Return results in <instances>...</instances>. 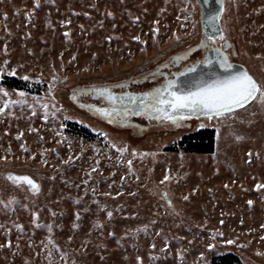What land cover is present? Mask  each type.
Listing matches in <instances>:
<instances>
[{
    "label": "rangeland",
    "instance_id": "obj_1",
    "mask_svg": "<svg viewBox=\"0 0 264 264\" xmlns=\"http://www.w3.org/2000/svg\"><path fill=\"white\" fill-rule=\"evenodd\" d=\"M220 22L264 85V0H227ZM201 36L195 0H0V107L24 101L0 113V264H212L231 253L264 264L258 100L135 136L67 98L76 85L136 77ZM204 128L216 129L214 153L166 150Z\"/></svg>",
    "mask_w": 264,
    "mask_h": 264
},
{
    "label": "snow or ice",
    "instance_id": "obj_2",
    "mask_svg": "<svg viewBox=\"0 0 264 264\" xmlns=\"http://www.w3.org/2000/svg\"><path fill=\"white\" fill-rule=\"evenodd\" d=\"M38 3L39 0H37V5ZM222 12L223 8L221 7L219 11L209 16V21L215 24L221 18ZM156 33L158 34V29ZM217 35H219V39L222 42L226 41L222 30L216 27L211 35L206 33L205 39L201 42V47L205 49L213 47ZM134 39L139 40L140 38L137 36ZM177 39H179L178 36ZM209 42L213 43L210 44ZM215 50L218 53L220 67L226 70L223 75L211 72L198 73L200 65L213 64L211 59L205 57L203 60L196 61L185 67L182 73L175 74V76L189 73L195 74L190 79L183 82L178 79H166L163 84L147 92H129L124 95H116L108 86L93 87V93L97 94L107 106L92 105L90 107L94 108L97 114L107 119L110 123L124 122L130 115H146L150 119L171 121L173 124L179 125L181 117L185 119L192 116H203L209 119L221 118L228 114H235L236 109L243 108L257 100L264 106V85L258 83L247 70H237L230 62L223 44ZM12 74H14V71ZM3 94L4 96L8 95L6 91ZM19 95L22 97L24 93L21 92ZM23 102L22 100L12 101L10 98L4 100L3 107H0V113H3L10 104ZM200 126L203 127L204 125L201 124ZM236 139L239 140L241 137L237 136ZM112 146L115 147V144ZM21 147L23 148L24 146L21 145ZM118 151L124 152L127 149L121 148ZM133 154L135 155V150H133ZM141 155L144 154L142 153ZM128 163L131 165L130 160ZM8 179L14 184L26 183L33 193H39L41 190L40 184L31 176L9 174ZM164 179L168 180L169 177L165 176ZM256 187L259 189L264 187V185L257 184ZM251 203L252 201H249V204ZM76 215L77 219H79V213ZM108 216L111 217L112 213L109 212ZM47 227L49 232H51V226ZM73 227H78V225L74 224ZM221 235L223 234L221 233ZM227 243L231 244L233 241H227ZM152 247L154 248L155 245H152ZM209 247L211 248L213 245H209ZM137 259L139 260L140 258L138 257Z\"/></svg>",
    "mask_w": 264,
    "mask_h": 264
},
{
    "label": "flooded vegetation",
    "instance_id": "obj_3",
    "mask_svg": "<svg viewBox=\"0 0 264 264\" xmlns=\"http://www.w3.org/2000/svg\"><path fill=\"white\" fill-rule=\"evenodd\" d=\"M226 7L227 0H224L223 11L226 9ZM202 38L203 36H201L199 42L193 45L177 49L173 53H170L159 63H156L151 68L137 75L136 77L105 85H76L68 90L67 98L74 109L88 116L90 119L116 129H121L130 133L131 135L138 136L143 134L144 132L140 130L141 128L143 129V127H148L150 132L171 130L174 128V125L170 124V122H165L161 126L154 127V124H149L140 118L131 119L127 117L126 121L124 122L117 121L116 123H110L107 119L97 114L94 108L90 107L92 105L107 106L104 101L97 96V94L93 93L92 89L93 87L108 86L111 88L113 93L117 94H123L127 92L138 93L150 90L151 88L156 87L164 82L166 76L167 78H173L174 73L180 71L184 66L202 60L205 54L211 49L200 48L199 44L201 43ZM215 44L218 48L221 46V44H223L224 50L228 53L230 62L233 65L241 64L245 66L252 75L247 63L245 62L232 38L227 36L226 41L222 42L218 37L215 41ZM190 49L191 51H189ZM185 57L187 58L185 59ZM123 125L126 128H123ZM128 125H135L136 127H129Z\"/></svg>",
    "mask_w": 264,
    "mask_h": 264
},
{
    "label": "water",
    "instance_id": "obj_4",
    "mask_svg": "<svg viewBox=\"0 0 264 264\" xmlns=\"http://www.w3.org/2000/svg\"><path fill=\"white\" fill-rule=\"evenodd\" d=\"M196 1V4L197 6L199 7V10H200V17H201V33H202V41L205 39V36H206V33L208 35H211L216 27H218L220 30H222L223 32V29H222V26H221V22H220V18L215 22V24H213L212 22L209 21V16L212 15L213 13L219 11L221 9V7L223 8L224 6V0H195ZM219 37V35H217L216 39ZM201 41V42H202ZM213 42H210V44H212ZM200 45V48L201 49H204V47H201V43L199 44ZM216 48H218L214 42V46L211 47V49L205 54V56L202 58V60L207 57L209 59H211L213 61V64L212 65H200L199 68H198V73L199 72H211V73H215V74H218V75H223L225 74V69L220 67V63H219V59H218V53L216 52ZM191 64H188L186 66H184L180 71L176 72V73H182L185 69V67L189 66ZM234 67L237 69V70H240V69H245L249 72V70L241 65V64H234ZM174 73V76L173 78H167L166 76V79H178L179 81L183 82L185 80H188L190 79L193 75L195 74H192V73H189L187 75H181V76H175ZM250 73V72H249ZM165 79V80H166ZM164 80V81H165ZM164 82H162L161 84H163ZM160 84V85H161ZM159 86V85H158ZM156 86V87H158ZM103 87V86H102ZM155 88V87H153ZM153 88H151L150 90H152ZM150 90H147V91H150ZM147 91H144V92H147ZM129 93V92H127ZM127 93H123V94H117L115 93L116 95H124V94H127ZM131 93H134V92H131ZM138 93H143V92H138ZM254 102V101H253ZM253 102H251L250 104H252ZM249 104V105H250ZM249 105H246L245 107L243 108H238L236 109L235 112L237 111H240L242 109H245L246 107H248ZM129 118L131 119H134V118H140V119H143L145 120L146 122H148L149 124H154L153 126L154 127H158V126H161L162 124H164L165 122H170V124H173L171 121H161V120H157V119H150L148 116L146 115H130L128 116ZM202 118H206V117H196V116H192V117H189L187 119L181 117L180 118V123L179 125H174V128L173 129H177V128H181V127H186L188 125L191 126V124L193 125L194 122H197V121H200ZM129 127H136L135 125H128ZM123 128H126L124 125H123ZM140 130H142V132H144L143 134H147V133H150V129L148 127H143V129L141 128ZM9 174H16L14 172H7L5 174V177L6 179L11 182L12 184H14L12 181H10L8 179V175ZM16 175H28V174H16ZM30 176V175H28ZM33 178V177H32ZM34 179V178H33ZM35 180V179H34ZM36 181V180H35ZM38 183V182H37ZM20 184H24L25 186L28 187V190L30 192H32L29 188V186L24 183V182H21ZM15 185H19V184H15ZM167 202L169 203V201L167 200Z\"/></svg>",
    "mask_w": 264,
    "mask_h": 264
},
{
    "label": "trees",
    "instance_id": "obj_5",
    "mask_svg": "<svg viewBox=\"0 0 264 264\" xmlns=\"http://www.w3.org/2000/svg\"><path fill=\"white\" fill-rule=\"evenodd\" d=\"M13 82L18 85H9L18 88H20L21 85L28 86L27 83H24L19 79H13ZM215 138V128H204L198 131H189L187 135L183 136L177 147H168L166 150L169 152H177L180 148L189 153L212 154L215 151ZM212 264H243V262L238 255L231 253L213 258Z\"/></svg>",
    "mask_w": 264,
    "mask_h": 264
}]
</instances>
